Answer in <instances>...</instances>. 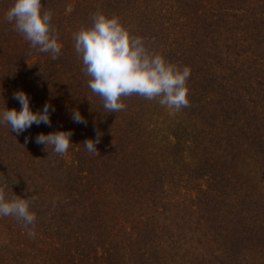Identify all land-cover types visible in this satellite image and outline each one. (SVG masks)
Here are the masks:
<instances>
[{
  "label": "trees",
  "instance_id": "1",
  "mask_svg": "<svg viewBox=\"0 0 264 264\" xmlns=\"http://www.w3.org/2000/svg\"><path fill=\"white\" fill-rule=\"evenodd\" d=\"M13 3L0 0V112L23 91L51 124L0 123V185L36 215L34 237L0 216V264H264V0H41L56 60L6 21ZM97 12L190 67L189 107L132 95L105 111L73 38ZM56 131L72 132L64 155L36 143Z\"/></svg>",
  "mask_w": 264,
  "mask_h": 264
},
{
  "label": "clouds",
  "instance_id": "2",
  "mask_svg": "<svg viewBox=\"0 0 264 264\" xmlns=\"http://www.w3.org/2000/svg\"><path fill=\"white\" fill-rule=\"evenodd\" d=\"M7 22L13 25L29 42L30 47L41 53H49L53 60L61 54L59 33L51 24L52 12L47 10L41 0H14L5 13ZM74 47L78 58L82 60V72L88 76V87L98 95L107 113H117L126 108L123 98L132 95L158 103L175 115L181 109L189 107L188 79L191 75L189 66L171 63L165 57L146 46L143 37L134 35L116 15L97 12L93 16L91 27L81 28L74 33ZM21 108L0 112V123L10 126L17 134L30 128L32 124L50 125V105L45 103L43 111H32L29 97L23 91L14 93ZM54 111V108L52 109ZM72 119L76 123H85L78 110H73ZM71 131H56L36 136L37 144L51 146L59 155L67 153L70 145ZM95 141L84 142L86 150L99 155ZM27 141V137L25 138ZM7 185H0V216H13L23 222L30 237L35 236L36 215L30 210L32 203L28 198L13 196L7 198ZM34 199V197H33Z\"/></svg>",
  "mask_w": 264,
  "mask_h": 264
}]
</instances>
